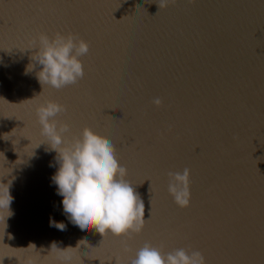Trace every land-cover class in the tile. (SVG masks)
<instances>
[{
    "label": "water",
    "instance_id": "obj_1",
    "mask_svg": "<svg viewBox=\"0 0 264 264\" xmlns=\"http://www.w3.org/2000/svg\"><path fill=\"white\" fill-rule=\"evenodd\" d=\"M160 3L0 0V182L13 197L0 264H59L54 242L73 264H130L145 242L199 250L206 264H264V0ZM41 31L88 42L77 83L42 86L28 49ZM46 99L66 107L56 119L69 139L90 126L114 144L145 205L132 238L82 231L64 213L35 111ZM185 168L181 207L168 173Z\"/></svg>",
    "mask_w": 264,
    "mask_h": 264
},
{
    "label": "clouds",
    "instance_id": "obj_2",
    "mask_svg": "<svg viewBox=\"0 0 264 264\" xmlns=\"http://www.w3.org/2000/svg\"><path fill=\"white\" fill-rule=\"evenodd\" d=\"M174 0H161L159 7ZM31 60L40 65L37 77L42 84L54 89L72 85L84 76L81 57L89 52V44L74 33L56 32L49 35L38 32L30 38ZM34 66V65H33ZM32 68V67H31ZM29 68V69H31ZM162 104L160 97L152 101ZM57 101L46 99L36 107L40 132L47 145L55 151L56 172L52 181L57 194L62 196L63 211L69 220L82 231L94 229L102 237L111 233L132 238L139 233L145 221V205L134 186L125 179L126 168L121 165L112 141L100 136L90 126H85L70 139L66 134L70 126L56 119L66 112ZM168 192L181 207L190 204V170L188 168L168 173ZM10 184L0 182V212L12 215L13 197ZM54 226L64 230L62 222ZM72 247L61 248L55 242L50 253L59 264H73ZM130 264H206L203 253L185 248L163 252L161 247L145 242L130 259Z\"/></svg>",
    "mask_w": 264,
    "mask_h": 264
}]
</instances>
